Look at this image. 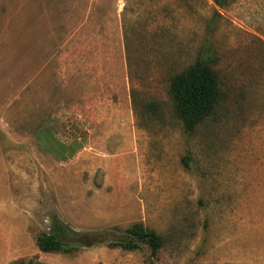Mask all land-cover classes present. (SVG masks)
Listing matches in <instances>:
<instances>
[{
    "label": "rangeland",
    "instance_id": "1",
    "mask_svg": "<svg viewBox=\"0 0 264 264\" xmlns=\"http://www.w3.org/2000/svg\"><path fill=\"white\" fill-rule=\"evenodd\" d=\"M201 48L220 101L186 131ZM54 219L164 244L42 253ZM29 262L264 264V0H0V264Z\"/></svg>",
    "mask_w": 264,
    "mask_h": 264
},
{
    "label": "trees",
    "instance_id": "2",
    "mask_svg": "<svg viewBox=\"0 0 264 264\" xmlns=\"http://www.w3.org/2000/svg\"><path fill=\"white\" fill-rule=\"evenodd\" d=\"M124 32L125 48L129 50L131 42L127 38L126 31ZM207 53V49L201 48L194 62L182 72L172 75L169 81V96L175 115L186 131H192L209 118L220 101L217 74L208 64ZM146 108L155 109V106L147 104ZM91 237L92 234L75 232L61 221L54 219L50 232L37 236L36 246L42 253L63 254H70L77 247L104 242L110 248H120L125 251H135L146 246L150 250L152 259L164 244L161 235L141 223H134L122 231L112 229L110 232H98L93 234V239H90Z\"/></svg>",
    "mask_w": 264,
    "mask_h": 264
}]
</instances>
